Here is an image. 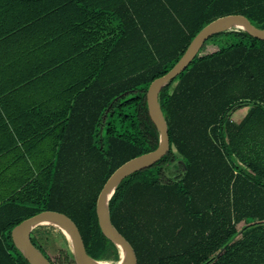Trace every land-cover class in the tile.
<instances>
[{"label":"trees","instance_id":"obj_1","mask_svg":"<svg viewBox=\"0 0 264 264\" xmlns=\"http://www.w3.org/2000/svg\"><path fill=\"white\" fill-rule=\"evenodd\" d=\"M108 1L123 7L116 15L106 12L118 26L100 37V12L85 19L87 6L77 0H44L37 34L29 29L19 53L43 65L37 76L65 81L55 84V113L67 112L55 121V130L68 135L58 153L74 154L76 162L55 163V173L65 177L74 165L76 174L94 176L92 201L71 220L95 261L105 250L118 256L96 224L97 193L118 166L157 146L145 105L150 82L218 17L239 14L264 29V0ZM243 39L196 56L157 94L168 151L121 181L107 203L108 219L136 264H264V41L245 32ZM245 105L238 122L227 117ZM35 188L33 197L0 205V264H28L11 231L39 213L27 206L40 195L39 182ZM238 224L240 237L228 244Z\"/></svg>","mask_w":264,"mask_h":264},{"label":"crops","instance_id":"obj_2","mask_svg":"<svg viewBox=\"0 0 264 264\" xmlns=\"http://www.w3.org/2000/svg\"><path fill=\"white\" fill-rule=\"evenodd\" d=\"M77 1L87 6L85 19L91 18L92 12L103 15L96 27L100 37H106L109 29L116 31L117 17L109 14L116 15L121 3ZM43 3L44 0H0V205L13 198L17 202L18 197H33L38 181H43L45 175L47 180L55 176V163L76 162L74 154L58 153L60 141L66 142L68 135L66 129L55 130V121L63 116L55 113V84L65 81L37 76L43 65L19 57L26 49L23 44L29 29L37 34L35 24L44 14ZM124 7L128 9L127 17L133 19V8L125 2Z\"/></svg>","mask_w":264,"mask_h":264},{"label":"water","instance_id":"obj_3","mask_svg":"<svg viewBox=\"0 0 264 264\" xmlns=\"http://www.w3.org/2000/svg\"><path fill=\"white\" fill-rule=\"evenodd\" d=\"M240 28L252 38L264 41V29H259L242 15L229 14L218 17L204 25L190 41L177 62L162 76L155 78L145 92L146 111L153 126L158 132L157 146L154 150L127 160L118 166L105 180L97 193L94 203V215L98 229L120 251L117 264H136V258L128 242L111 225L107 214V203L115 187L128 176L139 172L162 158L168 151V137L165 123L157 103V94L169 81L179 75L197 56L202 45L224 27ZM51 223L60 226L67 232L74 264H95L84 250L82 239L73 221L66 215L53 211H41L16 225L11 231V238L24 260L28 264H50L49 261L32 245L29 233L39 224Z\"/></svg>","mask_w":264,"mask_h":264},{"label":"rangeland","instance_id":"obj_4","mask_svg":"<svg viewBox=\"0 0 264 264\" xmlns=\"http://www.w3.org/2000/svg\"><path fill=\"white\" fill-rule=\"evenodd\" d=\"M243 41V31L240 28L227 26L207 39L205 46L200 48L197 56L233 47L243 43ZM246 108L247 106L245 105L239 110L232 111V114L227 117L234 122H238ZM230 159L241 168L232 157ZM69 168L70 171L65 177L55 173V176L50 180H46L45 175L43 181H38L42 190L34 204H27L28 208L39 212L53 211L62 213L75 221L73 212L78 209H86V206L92 201L93 195L97 191V184L93 181V174H76L74 165H70ZM242 226L243 224L235 226L236 231L231 236L228 244L240 237ZM29 238L49 262H55L58 257H63L70 261L71 246L69 238L57 225L51 223L36 225L31 229ZM119 258V249L117 257L112 250H105L98 261L103 264H117Z\"/></svg>","mask_w":264,"mask_h":264},{"label":"bare ground","instance_id":"obj_5","mask_svg":"<svg viewBox=\"0 0 264 264\" xmlns=\"http://www.w3.org/2000/svg\"><path fill=\"white\" fill-rule=\"evenodd\" d=\"M58 228H60L64 233H66V235H67V232L65 231V229L64 228H62V227H60V226H57ZM94 262H95V264H103V263H100V262H98V261H95L94 260Z\"/></svg>","mask_w":264,"mask_h":264},{"label":"flooded vegetation","instance_id":"obj_6","mask_svg":"<svg viewBox=\"0 0 264 264\" xmlns=\"http://www.w3.org/2000/svg\"><path fill=\"white\" fill-rule=\"evenodd\" d=\"M29 240H30V238H29ZM31 242V241H30ZM32 243V242H31ZM33 244V243H32ZM38 251V250H37Z\"/></svg>","mask_w":264,"mask_h":264}]
</instances>
